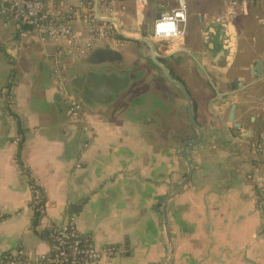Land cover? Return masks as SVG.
Masks as SVG:
<instances>
[{
    "label": "crops",
    "instance_id": "crops-1",
    "mask_svg": "<svg viewBox=\"0 0 264 264\" xmlns=\"http://www.w3.org/2000/svg\"><path fill=\"white\" fill-rule=\"evenodd\" d=\"M48 4L59 14L78 10L73 37L95 47L84 54L74 38L45 42L0 20V261L19 250L30 259L47 254L49 227L70 219L96 247L124 248L98 264L165 258L163 205L188 173L181 147L198 133L145 44L111 23L99 25H113V34L93 37L84 17L98 10L124 35L153 42L204 132L187 149L192 179L167 208L171 264H264V168L255 150L264 139V74L251 72L258 60L264 68V1L231 9L225 0H189L185 38L161 42L153 24L176 0H122L114 12L102 0ZM95 50L115 58L90 62ZM58 60L82 104L79 122L57 89ZM33 185L43 193V216L32 208Z\"/></svg>",
    "mask_w": 264,
    "mask_h": 264
},
{
    "label": "built area",
    "instance_id": "built-area-1",
    "mask_svg": "<svg viewBox=\"0 0 264 264\" xmlns=\"http://www.w3.org/2000/svg\"><path fill=\"white\" fill-rule=\"evenodd\" d=\"M109 12H114L115 6L122 3V0H102ZM138 7L148 4V0H135ZM162 1V0H161ZM229 8L235 9L239 6H246L254 1L264 0H225ZM189 0H176V5L168 9L155 20L152 30V39L157 41H170L182 39L187 34L188 6ZM125 7L121 5V10ZM72 10V9H71ZM74 10L68 14L55 13L48 4V0H0V20L13 21L17 24L32 28L42 40H59L58 37H71L70 22L75 19ZM87 24L95 38H104L113 34V25L100 26L98 19L93 13L85 15ZM103 27L106 28L103 29ZM61 55V54H60ZM57 89L59 94L69 104L71 116L78 120L81 116L82 104L77 101L69 92L66 83L65 69L58 62L55 69ZM260 164L264 168V139L256 145ZM32 208L39 216L46 214V205L43 202V193L38 185L31 187ZM49 253L39 257L37 261L31 260L23 250L15 254L5 255L0 264H98L103 259H110L117 255L124 254V248L109 245L98 248L88 238L80 233L75 220L70 219L63 224H52L48 230Z\"/></svg>",
    "mask_w": 264,
    "mask_h": 264
},
{
    "label": "water",
    "instance_id": "water-1",
    "mask_svg": "<svg viewBox=\"0 0 264 264\" xmlns=\"http://www.w3.org/2000/svg\"><path fill=\"white\" fill-rule=\"evenodd\" d=\"M95 1H96V3L98 2V0H95ZM96 10H97V8H96ZM96 18L98 19V21L100 23H111V24H114L117 27L118 32L120 33L121 36L127 38L128 40H132V41H135V42H141V43L145 44L149 48L150 55H151V59H152L154 65L156 67H158L164 73L166 80L170 84L176 86L180 90L181 94L185 98V100L187 102V106H188V114H189L190 123L193 126V128L197 131V133H198L197 140L187 141L181 147L184 160H185V162L187 164L188 173H187L185 179L183 180V182L178 187V189L165 200L164 205H163L164 227H165V231H166V235H167L168 245L170 247V253L164 259V261L161 264H167L168 261H169L170 255L173 252V243H172V238H171L170 229H169V223H168V218H167V208H168L169 202L171 200H173L175 197H177L183 191V189L186 187V185L190 182V180L192 179V176H193V167H192V164H191V162L189 160L187 149L190 146H197V145L201 144L203 142V139H204V132L197 125V122L195 120L194 113H193L192 100H191V97L189 96V94H188L185 86L182 83L176 81L172 77V75L169 72V70L161 63V61H160L161 60V56H159L157 54L153 42L150 39H147L145 37L136 38V37H128V36L124 35V33L122 32L121 28L119 27V23L117 21H115V20H113L111 18H102L99 15L98 10H97V17ZM99 55L106 56V58H104L106 60H114V58H115L114 57V53H112L110 51H106V50H95L93 52V54L90 56L89 61L90 62L91 61H94L95 58L97 56H99ZM251 72L253 74H255V73H257V74L263 73L264 74V68H262V61L258 60L256 62H254V67L252 68ZM234 111H235V108L232 107V110H231V113H230V118H229L230 121L229 122H233L234 121ZM234 127L238 131L241 129V125L240 124H237V123L234 124ZM72 207L74 209L76 206H72Z\"/></svg>",
    "mask_w": 264,
    "mask_h": 264
},
{
    "label": "rangeland",
    "instance_id": "rangeland-1",
    "mask_svg": "<svg viewBox=\"0 0 264 264\" xmlns=\"http://www.w3.org/2000/svg\"><path fill=\"white\" fill-rule=\"evenodd\" d=\"M249 5V4H248ZM72 10L70 9V10H68L67 12H66V14H68L69 12H71ZM74 13H76V18L77 17H79V16H81V14H80V12H78V10H75L74 11ZM73 21V20H72ZM72 21L70 22V25H71V31H72V36L71 37H68V36H66V37H58L59 38V40H64V39H70V38H74L73 36H74V32H73V25H72ZM41 40H42V38H40ZM46 41H54V40H51V39H46ZM45 41V42H46ZM65 41H67V40H65ZM153 41L154 42H156V40H154L153 39ZM159 42H161V41H159ZM71 44H75L76 46H79V47H76L75 49L77 50V51H79V52H81V51H83V53L84 54H88L89 52H90V50L91 49H93L94 47H95V44L94 43H92L91 41L90 42H88V43H86V42H84L83 44H82V42H81V39H76V38H74L73 39V42L71 43ZM81 45V46H80ZM58 62H60L59 60H58ZM61 63V62H60ZM61 65V64H60ZM62 66V65H61ZM56 82H57V79H56ZM80 121V118L78 119V120H76V122H79ZM188 130V129H187ZM181 131V130H180ZM190 131V130H189ZM180 133H182V132H180ZM32 202V201H31ZM63 224V223H62ZM114 246V245H113ZM120 247H122V246H120ZM24 251V250H23ZM48 253H49V251H48ZM47 253V254H48ZM169 253H170V247H169V245H168V247H167V251H165V258L169 255ZM47 254H45V255H47ZM124 254H125V251H124ZM42 256H44V255H42ZM42 256H40V257H42ZM118 256H121V255H117L116 257H113V258H117ZM171 256H172V254L170 255V258H169V261H168V263L169 262H171L170 260H171ZM113 258H110V259H113ZM164 258V259H165ZM38 259V258H37ZM37 259H31V260H34V261H37ZM164 259H163V261H164ZM104 260V259H103ZM101 262V261H100ZM167 263V264H168Z\"/></svg>",
    "mask_w": 264,
    "mask_h": 264
},
{
    "label": "trees",
    "instance_id": "trees-1",
    "mask_svg": "<svg viewBox=\"0 0 264 264\" xmlns=\"http://www.w3.org/2000/svg\"><path fill=\"white\" fill-rule=\"evenodd\" d=\"M181 142H183V141H181ZM168 264H171V262H169Z\"/></svg>",
    "mask_w": 264,
    "mask_h": 264
},
{
    "label": "flooded vegetation",
    "instance_id": "flooded-vegetation-1",
    "mask_svg": "<svg viewBox=\"0 0 264 264\" xmlns=\"http://www.w3.org/2000/svg\"><path fill=\"white\" fill-rule=\"evenodd\" d=\"M185 38V37H184Z\"/></svg>",
    "mask_w": 264,
    "mask_h": 264
}]
</instances>
